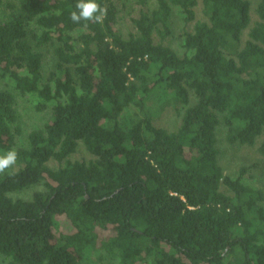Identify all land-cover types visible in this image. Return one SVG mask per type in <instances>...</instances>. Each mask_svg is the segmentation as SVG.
Listing matches in <instances>:
<instances>
[{"label":"trees","instance_id":"trees-1","mask_svg":"<svg viewBox=\"0 0 264 264\" xmlns=\"http://www.w3.org/2000/svg\"><path fill=\"white\" fill-rule=\"evenodd\" d=\"M95 2L0 0V264H264V190L219 141L264 159V0Z\"/></svg>","mask_w":264,"mask_h":264},{"label":"rangeland","instance_id":"rangeland-1","mask_svg":"<svg viewBox=\"0 0 264 264\" xmlns=\"http://www.w3.org/2000/svg\"><path fill=\"white\" fill-rule=\"evenodd\" d=\"M137 0H122L121 9L125 13L136 15L143 8L136 3ZM201 12H199L200 14ZM201 16V14H200ZM122 17L121 27L123 29L124 35H127L129 31V19L126 14ZM182 30L183 25L181 22V17L179 15L174 16L173 20V31L174 38L168 41L167 44L171 45L178 52H182ZM35 101L33 99H26L20 105V113L22 117V125L25 130H31L34 128H41L48 119L46 112H38L34 110ZM159 126L167 128L169 130H175L178 126L177 119L175 115L171 112L167 113L163 118L157 123ZM220 150H221V160L222 164L226 169V173L230 175H235L238 169L242 166H254L253 171L248 173L245 177L248 184L252 185L256 189L264 190V159L257 153L255 149L244 148L242 150L236 148H230L223 137V133L219 135ZM85 154H80L77 158L81 159ZM257 166V168H256ZM33 192H27L21 195L23 198H29Z\"/></svg>","mask_w":264,"mask_h":264},{"label":"clouds","instance_id":"clouds-1","mask_svg":"<svg viewBox=\"0 0 264 264\" xmlns=\"http://www.w3.org/2000/svg\"><path fill=\"white\" fill-rule=\"evenodd\" d=\"M76 10L70 13V19L74 23L83 21H94L102 23L105 16V9L98 5L95 0H78ZM97 13H99L97 15ZM86 26V25H85ZM17 160V153L15 150H9L4 155H0V173L12 167Z\"/></svg>","mask_w":264,"mask_h":264}]
</instances>
